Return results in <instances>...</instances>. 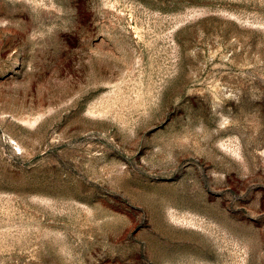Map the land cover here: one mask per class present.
I'll list each match as a JSON object with an SVG mask.
<instances>
[{"label":"rangeland","instance_id":"1","mask_svg":"<svg viewBox=\"0 0 264 264\" xmlns=\"http://www.w3.org/2000/svg\"><path fill=\"white\" fill-rule=\"evenodd\" d=\"M0 264H264V0H0Z\"/></svg>","mask_w":264,"mask_h":264}]
</instances>
